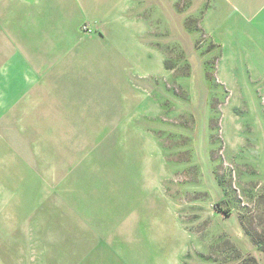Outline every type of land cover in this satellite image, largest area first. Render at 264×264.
Segmentation results:
<instances>
[{
    "label": "rangeland",
    "instance_id": "1",
    "mask_svg": "<svg viewBox=\"0 0 264 264\" xmlns=\"http://www.w3.org/2000/svg\"><path fill=\"white\" fill-rule=\"evenodd\" d=\"M91 4L84 65L57 83L88 143L0 264H264L259 0Z\"/></svg>",
    "mask_w": 264,
    "mask_h": 264
},
{
    "label": "crops",
    "instance_id": "2",
    "mask_svg": "<svg viewBox=\"0 0 264 264\" xmlns=\"http://www.w3.org/2000/svg\"><path fill=\"white\" fill-rule=\"evenodd\" d=\"M91 1L0 0V241L15 239L36 211L52 210L49 201L66 191L60 166L68 167L76 143H88L59 119L66 92L57 83L69 82L75 63L84 65L91 44L77 26L93 19ZM257 17L263 34L264 0Z\"/></svg>",
    "mask_w": 264,
    "mask_h": 264
},
{
    "label": "trees",
    "instance_id": "3",
    "mask_svg": "<svg viewBox=\"0 0 264 264\" xmlns=\"http://www.w3.org/2000/svg\"><path fill=\"white\" fill-rule=\"evenodd\" d=\"M256 242L262 243L261 249L264 251V233L260 234L257 238H255Z\"/></svg>",
    "mask_w": 264,
    "mask_h": 264
},
{
    "label": "built area",
    "instance_id": "4",
    "mask_svg": "<svg viewBox=\"0 0 264 264\" xmlns=\"http://www.w3.org/2000/svg\"><path fill=\"white\" fill-rule=\"evenodd\" d=\"M83 28H84L86 31H91V28H90L88 25H84Z\"/></svg>",
    "mask_w": 264,
    "mask_h": 264
}]
</instances>
